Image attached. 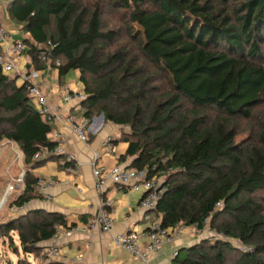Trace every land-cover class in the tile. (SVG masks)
Wrapping results in <instances>:
<instances>
[{
    "label": "trees",
    "instance_id": "16d2710c",
    "mask_svg": "<svg viewBox=\"0 0 264 264\" xmlns=\"http://www.w3.org/2000/svg\"><path fill=\"white\" fill-rule=\"evenodd\" d=\"M219 1L13 0L7 9L29 35L23 40L28 66L56 69L60 84L77 71L86 97L80 102L84 120L99 113L130 128L120 138L128 144L122 161L132 159L127 169L146 179L170 172L154 210L160 227L203 230L209 221L211 231L242 245L203 240L179 249L173 264H264V208L254 198L264 191V128L248 147L235 144L231 125L248 120L264 102V0H240L239 6ZM113 13L122 16L132 47L109 53L119 36L106 27ZM18 78L0 65V139L18 148L25 167L12 208L40 198L34 170L49 160L72 165L64 156L33 160L41 146H55L53 127ZM159 82L165 92L151 86ZM199 110L220 113L223 121L208 123ZM56 226L67 227L60 215L26 209L0 222V239L15 232L23 254L35 256Z\"/></svg>",
    "mask_w": 264,
    "mask_h": 264
},
{
    "label": "crops",
    "instance_id": "0c3cea01",
    "mask_svg": "<svg viewBox=\"0 0 264 264\" xmlns=\"http://www.w3.org/2000/svg\"><path fill=\"white\" fill-rule=\"evenodd\" d=\"M13 0H0V25L5 30L9 41H23L29 39L28 34L21 31L20 26L15 25L8 16V6ZM7 43H0L3 52ZM30 60L24 55L18 65L19 77L17 82L22 85L20 75L26 70H32ZM36 71V70H34ZM40 74V86L49 99L52 107L61 105L63 92L82 91L79 82V73L70 71L66 74L63 84L59 83L58 72L53 68H46L37 71ZM63 113L69 114L73 121L81 125L84 121V110L80 102H72L63 105ZM119 126L109 122H104L100 118L93 116L88 125V141L80 142L70 131L67 125L56 123L52 133H60L65 138L64 158L72 165L78 164L75 173L69 174L66 167L56 160L47 161L41 168L34 170L35 177L51 178L55 181L50 189V200L43 201L41 198L32 199L24 205L27 210L40 209L44 212L60 215L67 226L83 224L87 219L97 215L101 210L102 202L108 201L113 210L115 219L114 227L110 233H102L97 228H91L88 235L75 234L68 240L59 242V247L55 255L50 256L51 240L41 244L43 250L41 255L43 261L58 262L61 264H173L172 253L174 250L189 247L193 244L194 238L189 230L178 229L175 240L165 243L161 248L151 255L146 262L138 260L133 255L120 249L113 244V237L126 231L141 232L150 226L159 223L160 216L154 211L144 212L138 207L144 190L135 189L133 185H109L103 191L95 189L94 178L90 162L93 154H98L97 163L105 167L112 168L120 166L129 167L132 159L125 156L128 144L121 141L122 133H125ZM50 140H52V134ZM110 138L114 146L113 151L107 152L101 148V143ZM71 165V166H72ZM22 167L24 165L22 164ZM25 170V167L22 169ZM82 256V263L74 262Z\"/></svg>",
    "mask_w": 264,
    "mask_h": 264
},
{
    "label": "built area",
    "instance_id": "2783aa9c",
    "mask_svg": "<svg viewBox=\"0 0 264 264\" xmlns=\"http://www.w3.org/2000/svg\"><path fill=\"white\" fill-rule=\"evenodd\" d=\"M5 30L0 25V43H7L5 50L0 56V65L2 72L6 75L19 76L18 65L21 62L22 57L26 47L23 41H9ZM39 59L42 62L47 63V54L41 52L39 54ZM58 63L56 67H58ZM20 79L23 85L31 97L34 105L37 108L38 113L42 116L52 127L56 123H62L70 128L71 133L80 142L86 143L88 141V125L89 121L84 120L81 125L76 124L73 118L69 114L63 113V105L70 104L72 102H81L86 97L83 91H65L62 95L61 105L58 107H52L49 103V99L42 91L40 86V74L37 71L26 70L20 75ZM52 141L55 146L49 149L45 146H41L33 157L34 161L46 159L49 157L63 156L65 138L58 132L52 133ZM101 148L107 152L113 151V144L110 138H107L101 143ZM98 154L94 153L92 160L90 162L92 176L94 178L95 189L99 192L103 191L109 185H128L131 184L135 189L142 188L144 190V195L139 202V209L144 212L154 211L159 197L161 195V183L157 177H152L149 179L145 178L144 173H138L133 169H127L120 166H115L108 168L102 164L97 163ZM64 160L59 163L63 164ZM78 164H74L66 168L69 174H73L77 171ZM22 172L16 184L22 183ZM55 181L51 178L37 177L35 182V190L37 194L43 201L50 200L49 191L54 186ZM101 210L99 213L89 219L83 224H78L75 226L61 227L56 226L55 232L51 237V248L50 256L56 254L59 242L63 240H68L75 234L88 235L91 228H97L102 233H110L114 227L115 219L113 217V210L111 204L108 201L102 202ZM219 206V203L216 204ZM26 207L20 206L14 208V213L21 214L25 212ZM178 231L177 229H164L160 227L159 223L150 226L147 230L141 232L126 231L113 237V244L120 249L126 251L127 253L133 255L138 260L142 262L148 261V259L156 253L163 244L171 243L175 240ZM244 249V248H243ZM249 250V249H248ZM178 254L177 250L172 253V258L176 257ZM83 258L79 256L74 262L82 263Z\"/></svg>",
    "mask_w": 264,
    "mask_h": 264
},
{
    "label": "rangeland",
    "instance_id": "374dc122",
    "mask_svg": "<svg viewBox=\"0 0 264 264\" xmlns=\"http://www.w3.org/2000/svg\"><path fill=\"white\" fill-rule=\"evenodd\" d=\"M168 3V0H164ZM215 3H219V0H212ZM223 4V6H239L240 0H227ZM122 16L118 15V13H113L106 17V27L107 29H118L119 36L118 40L114 45H111L107 51L109 53H114L116 49L120 48V46L127 45L128 48L132 46L129 45L128 38L125 34V28L123 26ZM264 37V36H263ZM131 46V47H130ZM260 64L264 65V40L263 44L260 45ZM12 76V75H10ZM17 85L19 83L17 82ZM151 86L158 88L160 92H165L166 89L162 82L158 84H151ZM149 105L153 106L154 100H148ZM191 111L190 107L185 106L183 109V114H189ZM198 114L206 115L208 118V123L213 122L215 120L221 121L223 119V115L217 113L212 110H199ZM146 113V112H145ZM95 118H100L104 120L102 114H96ZM223 121V120H222ZM106 123V121L104 120ZM231 125L235 128L237 136L235 138V144L237 146H253L256 144L258 135L264 128V102L256 108L251 117L248 120H237L231 121ZM122 131L121 139L126 138L131 133L129 127L119 126ZM22 158L20 157V152L16 146L9 143L5 138L0 139V222H3L7 219L14 217L16 214L14 213V208L10 205L12 202L20 195L22 188L20 184H16V181L19 175L22 173ZM170 174V172H169ZM160 175L157 177L161 184L163 181L166 182L168 179V175ZM6 195V199L2 202L4 196ZM256 202H258L264 208V191L258 192L254 196ZM178 229H186L189 230V233L194 238L195 243H199L201 241H209L214 242L215 240H222L224 242L230 243L232 246L237 248H242V245L235 240H228L222 234H218L213 232L209 228V221L206 222V226L203 230H196L193 227H186L184 225H179ZM14 246V247H13ZM264 258V257H263ZM43 264V257L40 253L37 255H24L21 251L18 240L16 237V233L10 234V238L0 239V264Z\"/></svg>",
    "mask_w": 264,
    "mask_h": 264
},
{
    "label": "water",
    "instance_id": "95a60500",
    "mask_svg": "<svg viewBox=\"0 0 264 264\" xmlns=\"http://www.w3.org/2000/svg\"><path fill=\"white\" fill-rule=\"evenodd\" d=\"M5 199H6V195L4 196V198H3L2 202H4V201H5Z\"/></svg>",
    "mask_w": 264,
    "mask_h": 264
}]
</instances>
